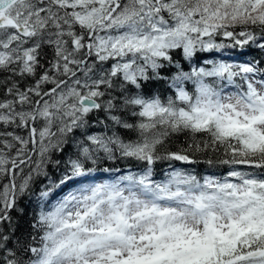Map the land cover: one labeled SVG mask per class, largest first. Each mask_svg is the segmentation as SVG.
I'll use <instances>...</instances> for the list:
<instances>
[{"label":"snow or ice","instance_id":"obj_1","mask_svg":"<svg viewBox=\"0 0 264 264\" xmlns=\"http://www.w3.org/2000/svg\"><path fill=\"white\" fill-rule=\"evenodd\" d=\"M248 46L264 0H0V264H264V61L196 59Z\"/></svg>","mask_w":264,"mask_h":264},{"label":"trees","instance_id":"obj_2","mask_svg":"<svg viewBox=\"0 0 264 264\" xmlns=\"http://www.w3.org/2000/svg\"><path fill=\"white\" fill-rule=\"evenodd\" d=\"M223 40V38L218 37L217 42H220ZM224 43H230V41L223 40ZM224 59L229 62H237V63H243L247 61H264V50H261L255 46H248L244 49L239 48H226L222 50L221 52H217L214 54H201L199 57H197L198 63H203L204 59ZM176 59H181L179 53L176 54ZM181 62L184 64L185 70H188V64L187 62H184L181 60ZM264 67V64L261 65ZM175 68H172L169 70V74L171 72H174ZM166 88V85H164L161 82L153 81L151 82L150 86L147 87L145 90L146 92H153V91H161L163 92ZM94 119V117H93ZM102 130V126L100 125H93L89 131L91 132H99ZM77 136H79V132L77 133ZM184 146L186 147V137L184 135H180L178 137L174 138V142L171 145V150L175 151L179 147ZM68 150H71L70 148ZM54 158H60L59 154H56ZM209 158H212L213 160H216L218 157L212 153L203 154V153H196L195 159L198 161V163L193 165H185L181 162H176L174 167L183 169L185 171H191L194 172L197 175L203 176V175H224L228 171V166H221V165H213L209 166L205 161ZM112 163V162H107ZM105 166L104 164H101V167ZM115 167L121 168V171L123 172L128 165L121 161L114 165ZM168 168V162L167 161H160L157 162L156 166L154 167V178L157 180L163 179V173L164 170ZM48 174L52 178L53 181H57L60 178V173L53 168L52 166H49L48 168ZM97 179L99 180H105V179H111L112 176L110 174L106 173H97ZM48 181L44 179V177L38 178L33 187L36 190H39V187L42 183H47ZM65 189L64 191H66ZM61 190H56V192L52 196V200L57 199L60 195H62ZM23 209V214L20 213L18 210H13L11 213L13 224L16 227V235L20 236L22 234H26L30 231L29 224L31 222L32 216L34 212L39 211V208L36 206L35 203V197L29 198L24 197L18 201V209Z\"/></svg>","mask_w":264,"mask_h":264},{"label":"rangeland","instance_id":"obj_3","mask_svg":"<svg viewBox=\"0 0 264 264\" xmlns=\"http://www.w3.org/2000/svg\"><path fill=\"white\" fill-rule=\"evenodd\" d=\"M99 180V179H98ZM63 194V193H62Z\"/></svg>","mask_w":264,"mask_h":264}]
</instances>
